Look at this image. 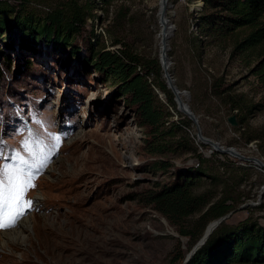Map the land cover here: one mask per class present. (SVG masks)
Wrapping results in <instances>:
<instances>
[{
  "label": "rangeland",
  "instance_id": "374dc122",
  "mask_svg": "<svg viewBox=\"0 0 264 264\" xmlns=\"http://www.w3.org/2000/svg\"><path fill=\"white\" fill-rule=\"evenodd\" d=\"M4 1L21 16L38 19L57 7L71 11L70 0ZM77 1L92 6L82 32L72 39L78 55L69 57V44L62 52L45 47L41 56H33L18 38L13 46L5 44L10 29L0 37V242L2 232L15 227L20 217L30 216L33 226L26 242L0 247V264H181V255L215 218L202 226L205 209L198 211L186 221L195 235L181 234L139 193L200 165L204 173L196 192L211 201L231 197L234 212L225 222L235 225L247 217L264 222L260 209L240 206L264 186V167L198 141L193 121L162 91L172 119L190 124H183L184 132L167 135L170 148L165 152L150 153L149 128L139 125L134 106L82 62L90 37L109 48L127 45L144 59L159 57L163 2ZM170 1V69L178 86L189 91L185 100L198 115L203 134L264 162V86L252 71L258 58L235 48L246 29L214 32L202 23L205 12L215 11L205 8L204 0ZM6 14L12 25L15 12ZM115 39L121 42L114 44ZM228 93H245L248 102L260 106L254 111L234 108ZM233 113L238 118L245 114L244 121L232 125L227 117ZM252 134L258 136L249 138ZM157 159L171 164L155 170Z\"/></svg>",
  "mask_w": 264,
  "mask_h": 264
},
{
  "label": "trees",
  "instance_id": "16d2710c",
  "mask_svg": "<svg viewBox=\"0 0 264 264\" xmlns=\"http://www.w3.org/2000/svg\"><path fill=\"white\" fill-rule=\"evenodd\" d=\"M105 1L108 3L111 0ZM204 2L205 8L210 6L215 9L202 15L205 28L223 35L234 33L239 28L246 29L244 36L235 41V48L248 55H256L258 59L252 71L264 86V0ZM69 4V13H66L65 7H57L38 19L33 14L21 16L14 5L0 0V37H3L4 30L10 29V35L3 37L7 41L5 44L13 46L14 39L18 38L16 41L19 46L29 50L33 56H41L42 51L46 52L43 50L45 47L62 52L69 44L73 45L68 50L69 57L78 55L80 48L74 45L72 39L82 32L86 16L92 14V6L90 2L81 4L77 0H70ZM7 12H15L12 25ZM118 42H121L120 39L114 40V44ZM86 49L87 54L82 59L86 70L89 72L88 68L92 66L103 81L112 83L117 95L123 96L129 105L134 106L139 125L149 128V152L163 153L170 148L167 135L184 132L183 124H190V120L172 119V111L160 98L157 89L168 95V101L173 106H177L165 79L159 80L163 76L159 57L144 59L127 45L117 49L109 48L103 41L93 40V37L88 38ZM0 50L4 51L2 48ZM152 75L156 78H152ZM228 96L233 107L239 110L254 111L260 106V102H248L245 93H228ZM244 119L245 114L238 118L239 122ZM254 136L258 135L252 134L249 138ZM170 164L165 159H157L154 161V169L166 170ZM203 173L201 165L190 167L175 174L173 180L158 188L149 187L141 191L139 198L145 205L152 206L176 224L181 234L195 235V230L186 223L190 215L205 209L199 218L203 226L206 220L219 217L234 207L228 201L231 197L227 195L211 201L206 193L196 192V184ZM209 201L210 204L205 208ZM197 226L195 224L196 228H201ZM184 256L181 255V258L184 259ZM187 264H264V222L252 217L235 225L222 222Z\"/></svg>",
  "mask_w": 264,
  "mask_h": 264
},
{
  "label": "water",
  "instance_id": "95a60500",
  "mask_svg": "<svg viewBox=\"0 0 264 264\" xmlns=\"http://www.w3.org/2000/svg\"><path fill=\"white\" fill-rule=\"evenodd\" d=\"M163 2V5L161 7V13H160V20L162 23V38H161V49H160V55L159 60L163 69V76L165 78V81L168 85V87L171 89V91L174 93V99L177 104V108L185 113L195 124L196 126V138L198 141L202 143L210 144L212 147H214L217 150H220L222 152L230 153L232 155H235L242 159L252 160L256 161L257 163H261V160L254 156V155H246L241 150L237 149L233 145L229 146H222L220 141L212 139L211 137H208L203 134L202 127L200 124V119L198 115L195 113L194 109L190 106V104L185 100V97H189L190 93L186 89H182L178 86V84L175 82V77L172 74V71L170 69L171 60L169 57V54L167 52V49L169 44V38L173 33L174 30V24L170 21V17L168 16V6L171 4H168V0H161ZM160 93V90L157 89ZM185 95V97H184ZM160 96L163 98L162 94L160 93ZM228 121L232 125H238L239 120L235 113L228 115L227 117ZM256 202H245L241 204L240 206H246V205H255ZM234 212V209H231L227 213L216 217L215 219L209 221L204 229L203 234L201 237L193 244V246L190 248V250L187 252L186 256L184 257L181 264H187L188 261L192 258V256L197 252V250L202 247L210 235L214 232V230L228 217L231 216V214Z\"/></svg>",
  "mask_w": 264,
  "mask_h": 264
},
{
  "label": "bare ground",
  "instance_id": "6f19581e",
  "mask_svg": "<svg viewBox=\"0 0 264 264\" xmlns=\"http://www.w3.org/2000/svg\"><path fill=\"white\" fill-rule=\"evenodd\" d=\"M170 0L167 1V3L169 2ZM171 2V1H170ZM172 4V3H171ZM163 3L161 4V7H162ZM203 4H198L196 5L194 8L195 9H199L201 8ZM170 6V5H169ZM160 13H161V10H160ZM162 25V23H161ZM162 42V41H161ZM169 46V44H168ZM160 49H161V46H160ZM169 49V48H168ZM168 49H167V52H168ZM171 67V66H170ZM185 97V95H184ZM178 109V108H177ZM178 111H180L178 109ZM214 148V147H213ZM240 160H243V161H250V162H253L255 163L256 165H258V167H264V162L261 160V163H257L256 161H252V160H247V159H242V158H239L237 156H234ZM257 157V156H256ZM51 170V169H50ZM264 194V186H262V195ZM39 197H40V194H39ZM250 206H255V205H250ZM24 216V215H23ZM21 218V219H20ZM19 221H18V224L15 226V227H12L11 229L9 230H5L2 232V235L4 237V240L0 242V247L2 248V246L6 245L7 242H13L15 244L17 243H24L26 242V239L28 237V230L31 229V227H33L31 225V217L30 216H25V217H20ZM12 225V224H11ZM2 250V249H1Z\"/></svg>",
  "mask_w": 264,
  "mask_h": 264
},
{
  "label": "built area",
  "instance_id": "2783aa9c",
  "mask_svg": "<svg viewBox=\"0 0 264 264\" xmlns=\"http://www.w3.org/2000/svg\"><path fill=\"white\" fill-rule=\"evenodd\" d=\"M232 156L234 157L235 155H232ZM249 201L256 202L255 207H261L260 211H261V213H264V195H262V185H260L258 187L257 197L255 199L251 198V199H249Z\"/></svg>",
  "mask_w": 264,
  "mask_h": 264
}]
</instances>
